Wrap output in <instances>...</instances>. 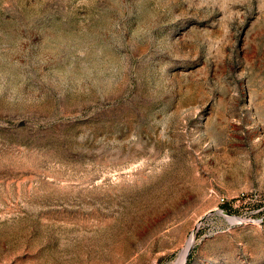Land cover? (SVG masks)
Instances as JSON below:
<instances>
[{
	"label": "rangeland",
	"instance_id": "rangeland-1",
	"mask_svg": "<svg viewBox=\"0 0 264 264\" xmlns=\"http://www.w3.org/2000/svg\"><path fill=\"white\" fill-rule=\"evenodd\" d=\"M186 249L264 264V0H0V264Z\"/></svg>",
	"mask_w": 264,
	"mask_h": 264
},
{
	"label": "bare ground",
	"instance_id": "bare-ground-1",
	"mask_svg": "<svg viewBox=\"0 0 264 264\" xmlns=\"http://www.w3.org/2000/svg\"><path fill=\"white\" fill-rule=\"evenodd\" d=\"M191 244H189L190 246ZM188 249V248H187ZM187 249L185 251L182 252V254L180 255V257L178 258V260L176 261L175 264H184V259H185V256H186V252H187Z\"/></svg>",
	"mask_w": 264,
	"mask_h": 264
},
{
	"label": "built area",
	"instance_id": "built-area-1",
	"mask_svg": "<svg viewBox=\"0 0 264 264\" xmlns=\"http://www.w3.org/2000/svg\"><path fill=\"white\" fill-rule=\"evenodd\" d=\"M221 199V198H220Z\"/></svg>",
	"mask_w": 264,
	"mask_h": 264
}]
</instances>
